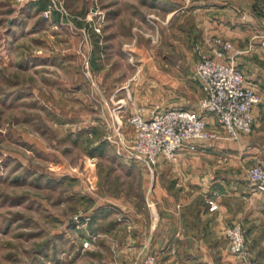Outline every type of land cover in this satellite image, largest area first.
I'll return each instance as SVG.
<instances>
[{
  "label": "rangeland",
  "instance_id": "rangeland-1",
  "mask_svg": "<svg viewBox=\"0 0 264 264\" xmlns=\"http://www.w3.org/2000/svg\"><path fill=\"white\" fill-rule=\"evenodd\" d=\"M109 1L0 0V144L4 147L0 157L5 154L0 168V264H136L151 253L159 261L155 253L142 248L138 257L125 260L124 251L117 253L123 245L113 236L110 240L99 234L94 223L100 215H108L106 222L112 224L124 213L121 205L126 207L127 199L143 205L144 188L157 173V163L149 166L121 152L115 134L118 121L130 136L131 111L147 116L157 106L169 105L200 110L196 49L189 54L191 63L184 67L176 63L181 76L173 82L158 78L150 69H171L163 55L176 61L182 45L170 47L159 35L162 30L142 32L143 24L133 14H141L139 9L163 11V2L119 0L120 15L112 28L127 30L120 45L125 50L120 53L117 47L113 54L107 53L102 41L106 45ZM148 17L153 18V13ZM128 27L137 32L129 34ZM140 37L145 45L136 49ZM231 55L225 60L237 65ZM151 57L159 64H143ZM37 117L50 126L54 137L51 131L37 130ZM238 139L210 138L191 149L213 151L211 159L220 163L228 160L224 157L231 150L235 153L237 148L229 143ZM102 142L106 143L103 154L86 152ZM20 151L33 155L34 161ZM257 156L239 155L238 171L247 175ZM40 174L45 177L38 180ZM111 196L124 200L121 205L107 201L103 205V199ZM77 212H84L88 220L77 225L71 217ZM84 238L91 240L88 247H82Z\"/></svg>",
  "mask_w": 264,
  "mask_h": 264
},
{
  "label": "crops",
  "instance_id": "crops-1",
  "mask_svg": "<svg viewBox=\"0 0 264 264\" xmlns=\"http://www.w3.org/2000/svg\"><path fill=\"white\" fill-rule=\"evenodd\" d=\"M162 2L163 11L144 12V15L134 13L133 18L143 24L141 31L146 34L162 30L163 33L159 34L162 35L161 39L170 43V47L180 43L183 53L176 61L163 55L162 60L167 58L172 68L160 70L153 67L150 69L152 73L173 82L181 71L180 66H175L176 63L181 67L191 63L189 54L197 43L204 51L215 55L216 49L220 47L215 42L216 37L232 40L234 48L232 51L227 50L226 55L235 56L247 81L256 85L261 93L260 102L253 108L254 127L251 132H243L240 139L229 143L237 149L235 153L231 150L230 155L224 157L228 158L227 161H213V151H199L186 145L179 149L174 158L160 155L156 176L144 188V204L127 199L126 208L120 204L124 200L122 197L103 199V205L106 201L120 204L124 213L114 217L112 224L106 222L110 219L108 215H100L94 226L99 234L110 240L113 236L117 243L123 245L117 253L124 251L125 260L138 257L142 248L158 256L157 264H235L226 228L234 222H240L244 226L254 264H264V193L256 189L244 172L238 171L239 155L243 154L245 158L264 155V51L260 46V38L264 34V0ZM149 13H153L154 17L146 18ZM119 15L114 14L107 20L110 25L106 33L114 31L110 40L113 43L110 48L112 54L117 47L120 53L125 50L120 46L126 40L123 37L125 32L119 27L112 28ZM129 32L132 35L137 31L133 32L132 27H129ZM140 38L136 49L145 45V40ZM196 56L197 63V51ZM145 63L156 66L159 60L145 58ZM199 88L200 95V84ZM208 118L214 119L211 114ZM215 189L220 192L217 196L219 206L210 210L207 197ZM103 242L110 243L106 240Z\"/></svg>",
  "mask_w": 264,
  "mask_h": 264
},
{
  "label": "built area",
  "instance_id": "built-area-1",
  "mask_svg": "<svg viewBox=\"0 0 264 264\" xmlns=\"http://www.w3.org/2000/svg\"><path fill=\"white\" fill-rule=\"evenodd\" d=\"M260 39L264 49V34ZM215 42L220 46L215 55L204 51L199 43L195 46L199 56L195 72L201 87L198 97L200 110L169 105L157 106L147 116L140 110L131 111L127 120L133 127L132 135L122 132L121 121H118L114 132L120 142L121 152L132 160H140L150 166L158 162L160 155L176 157L179 149L185 145L194 148L199 141L210 138L238 139L243 132L252 129L255 121L253 108L260 102L261 93L256 85L247 81L239 66L232 60L222 59L225 50L234 48L233 41L216 37ZM209 114L214 119L208 118ZM247 178L257 190L264 193V155H258L247 168ZM219 193L215 189L207 197L210 210L218 208ZM71 217L77 225L89 218L84 212H77ZM226 236L230 242V251L237 259L236 264H253L244 226L240 222L228 225ZM90 244V239L82 240V247ZM136 264H157V260L151 253Z\"/></svg>",
  "mask_w": 264,
  "mask_h": 264
},
{
  "label": "trees",
  "instance_id": "trees-1",
  "mask_svg": "<svg viewBox=\"0 0 264 264\" xmlns=\"http://www.w3.org/2000/svg\"><path fill=\"white\" fill-rule=\"evenodd\" d=\"M119 0H111V1H109V4L111 5V6H108L109 4L108 3H105V5L106 4H108L107 6L109 7V8H111V9H109L108 10V18L110 19L111 17H113L114 16V14H119L120 12H119V10H120V8H119V2H118ZM142 1H148L150 4H153V5H157V4H159L160 2H161V4H162V1L161 0H142ZM33 4H36V6L39 8V9H42L43 8V5L41 6L40 5V3L39 2H33ZM163 6H164V4H163ZM140 10V12L144 15V12H147V11H145L144 9L142 10V9H139ZM109 25H110V23L108 22V23H106V30H108V28H109ZM112 26H113V24H112ZM126 29H128L129 30V27L128 28H126ZM124 32H125V34H126V32H127V30H123ZM104 32H105V30H104ZM113 32L114 31H110V32H107L106 33V45L104 44V41H102V45H104V46H102V48L105 50V48H106V50H107V53H111L112 51H111V45L113 44L110 40H111V36L113 35ZM104 38H105V35H104ZM104 38H103V40H104ZM17 116H15V115H13L12 117H11V120H12V122L13 123H16V121H17ZM34 125H36L37 126V130H39L41 133H43L44 134V132L45 131H47L48 133L51 131V136H53L54 137V135H53V132H52V130H51V128H50V126H48V125H46L45 123H44V121L41 119V118H38L37 117V119L34 121ZM50 137V136H49ZM25 144V146L27 147V148H30V146H29V143L27 144V143H24ZM4 147H2V145L0 144V149H3ZM105 148H106V143H104V142H102V143H100V144H98V146H96V147H94V148H90V147H88L87 149H86V152L87 153H89V154H92V156H97V155H100V154H103L104 153V150H105ZM21 152V154L23 155V156H26L30 161H34V159H35V157L33 156V155H27V154H25L24 153V151H20ZM35 152H38L37 150H35L34 151V153ZM33 153V154H34ZM4 163H5V154H3L1 157H0V168H2L3 166H4ZM0 174H1V170H0ZM40 177H45V176H42V174H40V176L37 178L38 180L40 179ZM33 179L34 178H30V180H29V182H32L33 181ZM63 179H65L64 177L62 178V180ZM54 180V179H53ZM58 180H55V181H49V180H46V183H50V182H53V183H56ZM59 182V181H58ZM57 182V183H58ZM23 215H24V213H22L21 215H20V217H23ZM24 218V217H23ZM28 235V234H27ZM26 235V236H27ZM81 242V241H80ZM47 245V244H46Z\"/></svg>",
  "mask_w": 264,
  "mask_h": 264
}]
</instances>
